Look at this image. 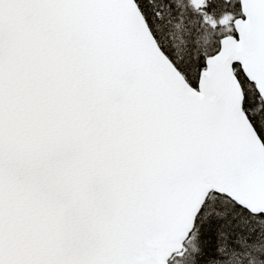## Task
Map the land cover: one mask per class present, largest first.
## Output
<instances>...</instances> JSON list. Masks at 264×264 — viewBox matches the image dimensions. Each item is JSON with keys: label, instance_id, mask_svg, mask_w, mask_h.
<instances>
[{"label": "snow or ice", "instance_id": "snow-or-ice-1", "mask_svg": "<svg viewBox=\"0 0 264 264\" xmlns=\"http://www.w3.org/2000/svg\"><path fill=\"white\" fill-rule=\"evenodd\" d=\"M0 264H264V0H0Z\"/></svg>", "mask_w": 264, "mask_h": 264}]
</instances>
